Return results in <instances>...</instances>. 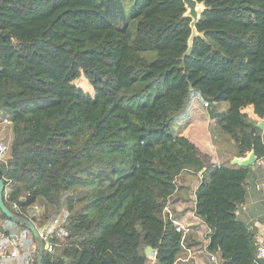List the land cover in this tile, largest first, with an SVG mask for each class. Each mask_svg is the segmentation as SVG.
Instances as JSON below:
<instances>
[{"label":"trees","instance_id":"1","mask_svg":"<svg viewBox=\"0 0 264 264\" xmlns=\"http://www.w3.org/2000/svg\"><path fill=\"white\" fill-rule=\"evenodd\" d=\"M131 1L0 0V120L14 133L4 202L31 220L39 198L67 208L69 235L41 264H177L185 250L165 209L191 172L208 251L257 264L237 216L251 168L216 163L174 120L196 96L225 102L217 126L242 156L264 157V0H197L194 36L184 0Z\"/></svg>","mask_w":264,"mask_h":264},{"label":"crops","instance_id":"2","mask_svg":"<svg viewBox=\"0 0 264 264\" xmlns=\"http://www.w3.org/2000/svg\"><path fill=\"white\" fill-rule=\"evenodd\" d=\"M195 98L197 99L195 100L196 102L192 101L193 103H195V105L196 103L197 106L202 104L201 100H204V98ZM195 98H193L192 100H194ZM226 109L227 105L224 102L218 105L212 104L210 110L207 109L210 121V126L208 127L201 126V121H204L203 114L200 115V112H194L197 115L196 125L198 126L195 128V132L189 134L188 126L183 128L181 132H183L184 135L195 140L204 151L210 152L216 163L245 167L243 165L241 166L239 164H236L235 159H247L248 157H250V155H252V152H248L244 156H242L238 147L235 144V141L232 139L230 134L222 130L216 124L218 115L226 111ZM186 110L187 107L185 111ZM191 110L192 108L190 107L188 109V112H191L192 115ZM261 121L264 122V119L260 120L259 122ZM0 139L4 140L11 148V144L14 139V133L12 128V122L6 118L0 120ZM212 142L216 144L215 148H211L209 146V144ZM2 165H4V163L0 161V167ZM248 167L251 168V171L246 183V201L237 210V216L243 221H245L247 225L255 232L256 240H258L263 235L264 231V157L260 159L256 158V161ZM186 173L189 174L187 177ZM184 175L185 179L183 181V185L179 186V192L176 193L175 196L171 199L169 205H172V207L174 206V208L179 212L180 215L177 220L185 224L192 225L193 231L188 243L193 247L194 253L189 256V254L185 251V253L180 257L181 259L177 261V264H220L219 257L218 261L216 262L211 260V252H209L207 249V245L210 240V228L202 221L201 218H199L194 213L193 210L195 204V189L198 186L199 178L191 172H184ZM193 177L197 181H195L196 183L194 182L195 186L193 192H191L190 190L188 192V185L190 184V181L188 182L187 179H191ZM258 185H260V188H258ZM8 188L9 184L5 186V190L7 191ZM34 205L35 203L27 209L28 214H30V216L32 215L31 212L33 210ZM52 207L55 208L54 205H52ZM32 221H34L39 231H44L46 228L52 229L53 227V221L51 225L49 224V226L37 223L33 219ZM0 227L12 228L20 231V229L15 227L12 220L8 221L7 219L2 218L1 214ZM31 244L32 240L30 235L25 234L24 248L29 249L31 247ZM57 251L58 250L56 249V252ZM23 253H21L20 256L15 257H2L0 258V264H25V257L22 256Z\"/></svg>","mask_w":264,"mask_h":264},{"label":"built area","instance_id":"3","mask_svg":"<svg viewBox=\"0 0 264 264\" xmlns=\"http://www.w3.org/2000/svg\"><path fill=\"white\" fill-rule=\"evenodd\" d=\"M208 105V102H205ZM211 148H215V143H210ZM10 146L2 139H0V161L6 163L10 154ZM260 188V185H258ZM12 209L19 211V207L13 204ZM166 212L169 217L172 218L176 230L181 234V245L184 250L191 256L194 251L193 247L188 243L189 238L192 234L193 228L191 224H185L177 219L173 218V212L168 205L166 207ZM43 240L47 243L46 250L50 253H55L59 244L69 235L68 229L64 226L63 222L59 218H54L53 227L51 233H43L40 231ZM25 235L15 229L0 228V258L2 257H15L19 256L21 253L25 255V264H36L37 263V252L38 246L36 241H32L31 247L29 249L24 248ZM258 244V254H257V264H264V231L263 235L257 240ZM210 258L212 261H218V255L215 253H210ZM179 257L177 259L180 260Z\"/></svg>","mask_w":264,"mask_h":264},{"label":"rangeland","instance_id":"4","mask_svg":"<svg viewBox=\"0 0 264 264\" xmlns=\"http://www.w3.org/2000/svg\"><path fill=\"white\" fill-rule=\"evenodd\" d=\"M129 1V4H128V8L130 7V5H131V3H132V1L131 0H128ZM203 6L202 5H198L197 6V9H198V14H199V12L203 9L202 8ZM188 12H189V8H188ZM193 17V19H195V15L194 16H192ZM193 32H194V34H196V29H194L193 30ZM193 34V35H194ZM82 84H84V85H86V83L83 81L82 82ZM87 86V85H86ZM196 97H198L199 98V96H196ZM195 98V97H194ZM200 98H203V97H201L200 96ZM193 99V98H192ZM192 99H190L188 102H187V104H186V106H185V108H184V111L181 113V114H178V116H176L175 117V120H174V128H175V130L177 131V132H181V130L183 129V128H185V127H187L188 126V128H189V134H191L192 132H195V128L196 127H198L197 125H196V114L194 113V112H197V113H199L200 112V115L201 114H203V116H204V121H201V126H204V127H208V126H210V121H209V115H208V113H207V109L208 110H210V107L212 106V104H209L208 106L204 103V102H206V100L204 99H202L201 100V103L202 104H200V105H198L197 106V103H196V105H195V103H193V102H196L195 100H197L196 98L194 99V100H192ZM199 100V99H198ZM193 101V102H192ZM192 102V103H191ZM198 102V101H197ZM191 103V104H190ZM225 103V102H224ZM204 104V105H203ZM226 104V103H225ZM186 107H187V110L185 111V109H186ZM192 108V115H191V112H188V109L189 108ZM207 108V109H206ZM245 110H250V106H248V107H246V109ZM182 134H183V132H182ZM189 174H187L186 173V177L188 176ZM194 176V175H193ZM195 177V176H194ZM194 177L193 178H191V179H187V181L189 182L190 181V188L188 189V192H189V190L191 191V192H193V189H194V186H195V181H197L196 179H194ZM195 182V183H194ZM194 184V185H193ZM82 189V191H83V193H86V192H89V191H91L92 190V187L91 188H81ZM82 191H79V195H81L80 193H82ZM66 196H67V194L65 195V197H64V200L66 201ZM75 203H77L78 204V200L77 201H75ZM56 208H53L52 207V205L50 204V203H48V202H46V200H42V198L41 199H39L36 203H35V205L33 206V210H32V212H31V214L35 217V221L37 222V223H41V224H43V225H47V226H49V224L51 225V223H52V221H53V219L54 218H59L60 219V221H62L63 222V217H64V213H65V211L67 210V208H65V210L63 209V210H57ZM31 215V216H32ZM9 221V220H8ZM13 223H14V225H15V227L16 228H18V229H20V232H23V231H25L26 233H28L29 235H31L30 234V232H29V230H27L26 228H24L22 225H21V223H16V222H14V221H12ZM9 229H12V228H9ZM51 229V228H50ZM24 233V232H23ZM20 256V255H19ZM22 256H24L25 257V255H23L22 254ZM151 256V255H150ZM151 257H154L153 256V254H152V256Z\"/></svg>","mask_w":264,"mask_h":264},{"label":"water","instance_id":"5","mask_svg":"<svg viewBox=\"0 0 264 264\" xmlns=\"http://www.w3.org/2000/svg\"><path fill=\"white\" fill-rule=\"evenodd\" d=\"M184 1L186 3L187 8H189V12L187 11V15H189L191 17L195 15V19H193V17H192V23H191L192 28L194 30V29H196V23L198 22V20L201 16V12L203 10L202 9L198 14L197 6L202 5L203 6L202 8H204V5L199 3L197 0H184ZM193 34H194V32H193ZM196 34H197V31H196ZM190 88L191 89L193 88L192 84H190ZM258 125L261 128H264V122L263 121L259 122ZM251 152H252V155H250V157H248L247 159L236 158L235 163L239 164L241 166L243 165L245 167L252 165L256 161L257 156L255 155V153L253 151H251ZM4 190H5V182H4V179L0 177V209H1L2 213L7 215L12 221H14L16 223H25L26 226L32 231V233L35 237V241H36L37 246H38L37 263L36 264H41L43 254H44V250L46 249L48 244L44 242L43 237H42L39 229L37 228V226L35 225V223L31 219L24 218V217L18 215L15 211L9 209V207L4 202V198H3ZM145 252L147 255L150 256L153 253V248L151 246H147Z\"/></svg>","mask_w":264,"mask_h":264},{"label":"clouds","instance_id":"6","mask_svg":"<svg viewBox=\"0 0 264 264\" xmlns=\"http://www.w3.org/2000/svg\"><path fill=\"white\" fill-rule=\"evenodd\" d=\"M208 106V105H207Z\"/></svg>","mask_w":264,"mask_h":264}]
</instances>
